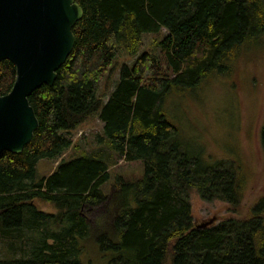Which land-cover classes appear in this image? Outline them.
I'll return each instance as SVG.
<instances>
[{"label":"trees","instance_id":"obj_1","mask_svg":"<svg viewBox=\"0 0 264 264\" xmlns=\"http://www.w3.org/2000/svg\"><path fill=\"white\" fill-rule=\"evenodd\" d=\"M75 1L83 15L72 28V51L53 84L28 97L38 127L21 152L0 153V264H84L89 241L106 264H264V196L242 216L194 224L190 191L237 212L243 174L233 160L200 162L172 141L178 127L165 108L169 92L226 73L252 38L264 36V0ZM161 29L160 55L123 64L103 103L98 85L119 52L135 56L142 36ZM14 79L13 63L1 60L0 95ZM92 114L103 122L97 143L142 161L143 176L132 183L118 175L105 192L113 160L93 151L61 159L37 179L36 163L60 157ZM258 140L264 150V111ZM83 208L96 209L91 221Z\"/></svg>","mask_w":264,"mask_h":264},{"label":"rangeland","instance_id":"obj_2","mask_svg":"<svg viewBox=\"0 0 264 264\" xmlns=\"http://www.w3.org/2000/svg\"><path fill=\"white\" fill-rule=\"evenodd\" d=\"M164 33V29L159 34L145 33L135 56L119 52L110 71L101 78L98 85L97 96L103 103L118 81L123 64L131 65L144 52L160 55L157 41ZM253 39L256 40L247 44L234 59L230 68L232 70H226L224 74H212L195 87L173 90L165 102L168 117L178 127V135L172 141L179 142L200 162L206 160L208 162L205 163L213 164L220 160H233L243 174V201L237 212L231 211L223 201L207 202L195 190L190 191L189 200L195 225L212 216L216 217L214 224L230 216H242L246 212V205L264 196V150L258 140L264 111V36ZM102 127L103 122L98 115L92 114L71 132L72 146L60 157L43 158L36 163V178L51 173L61 159L93 151L94 155L100 156L98 153L101 151L107 162L113 160L109 166V178L102 186L105 192L110 191L118 175L132 183L140 179L144 174L142 161H125L105 143H97V134L102 132ZM35 205L47 212L54 211L50 204L39 200ZM94 210L83 208L88 221L93 219ZM28 242L23 247L24 252L28 250ZM92 244L89 241L81 253L82 263L106 264L107 257L102 256L95 244Z\"/></svg>","mask_w":264,"mask_h":264},{"label":"water","instance_id":"obj_3","mask_svg":"<svg viewBox=\"0 0 264 264\" xmlns=\"http://www.w3.org/2000/svg\"><path fill=\"white\" fill-rule=\"evenodd\" d=\"M82 15L75 0H0V61L15 67L11 89L0 95V153H19L33 137L38 120L28 97L53 84L72 51V28ZM215 220L212 216L196 227Z\"/></svg>","mask_w":264,"mask_h":264}]
</instances>
